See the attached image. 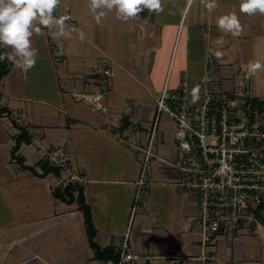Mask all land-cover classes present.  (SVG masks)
I'll return each mask as SVG.
<instances>
[{
    "label": "crops",
    "instance_id": "obj_1",
    "mask_svg": "<svg viewBox=\"0 0 264 264\" xmlns=\"http://www.w3.org/2000/svg\"><path fill=\"white\" fill-rule=\"evenodd\" d=\"M194 2L196 3V0H192L191 4L188 0H184L183 3L174 0L173 7L177 9L173 10L172 18L174 19L172 20L161 13L150 14L148 10L142 12L148 14L151 30L154 32L158 25L156 22L166 20L174 31H180L181 26L186 27L187 22H189L187 25L189 29H197L196 36L203 38V41L196 50L202 52L204 57V59H199V63L203 62L204 68L203 85L200 91L204 87L207 73H210L218 86L227 92L232 90L245 76L251 96L264 100V70L252 76L253 87L252 77H249L241 68V65L257 59L264 63V15L259 17L257 14L252 16L243 14L232 0H216L217 7L209 14L204 0H198L197 9L189 16ZM230 12H235L242 22V31L237 36L224 33L216 26L217 18ZM153 15L156 17L154 18ZM191 37L192 34H188L185 51L192 49ZM145 38V33H142L141 39ZM177 42L178 38L173 41L174 51ZM151 45L152 47L146 49L144 54L150 55L156 50L155 45L157 44ZM177 50H179V45ZM216 52L221 53L219 58L215 55ZM230 55L235 59L237 57L240 59L232 62ZM134 59L136 73L140 76L134 74V77L141 80L143 74L149 75V69H153L155 63L140 65V60L136 59L135 54ZM169 62L172 66L173 59L170 58ZM185 68H187L186 64L177 70L178 80H174L175 83H171L173 74H168L166 81L171 86L177 85ZM92 94L96 95L99 92L94 89ZM126 110L130 111L129 108ZM96 118L94 119L92 114L87 112L84 114L80 112L77 116H73L72 124L80 128L83 139H79L71 151L74 155L77 150V157L73 156V171H78L77 173L84 175L88 180L87 184L82 186H84L86 204L92 211L97 229L95 240L100 247H112L116 253H120L125 248L127 252L141 257L137 263L128 264H264L263 216H259L262 222L261 234L237 232L225 237L218 236L211 244L204 246L201 228L195 222L198 208L196 193L178 186L179 189H175L178 205L171 204V201L165 200L164 197L162 201L163 204L166 202L164 205L153 209L146 208L148 211L144 206L140 208L139 203L135 205L137 180L141 172L136 161H128V159L117 156L109 157V159L108 157H92V153L96 152L88 153L86 148H80V142L84 147L86 143L99 140L105 142L108 147L109 144L112 147L111 140H116L117 136L109 133L106 128L97 126L98 119ZM51 121L54 120L51 119ZM105 121L123 131L124 126H119L116 118L110 122L106 117ZM122 121L126 126L128 120L125 116ZM53 123L56 125L57 122ZM26 125L30 127V132L36 141L46 138V131L43 130L44 133L35 131L37 124L26 123ZM51 145L45 147L38 142L40 158L32 165L23 155L25 163L36 166L41 172L42 169L38 163L46 151L53 147V143ZM169 147L177 154L173 136ZM66 158L68 160V156ZM75 163L79 165L77 169H74ZM164 172L170 176L174 175L175 179L178 178V174L169 169H165ZM51 174L54 176L52 179L49 178ZM14 177L19 178L17 175ZM24 177H29L28 179L34 183L33 190L28 196L30 200L26 202L28 206L26 209L29 211H26L22 218L9 208L8 202L2 201L0 193V205L3 207V209L0 208V228L8 223L13 233V239L9 241L7 251L4 246L0 245V264H117L112 259L97 258L95 250L90 246L84 224V214L77 198L78 190L74 191L72 199L64 200L55 197L53 193L54 188L63 190L65 186L58 183L59 175L50 173L40 177L28 171L22 178ZM28 183L26 186H29ZM4 210L7 212L6 216ZM203 255H207V259L202 260Z\"/></svg>",
    "mask_w": 264,
    "mask_h": 264
},
{
    "label": "rangeland",
    "instance_id": "obj_2",
    "mask_svg": "<svg viewBox=\"0 0 264 264\" xmlns=\"http://www.w3.org/2000/svg\"><path fill=\"white\" fill-rule=\"evenodd\" d=\"M173 1L163 0L164 10L161 12L170 20L174 19L172 13L176 8L173 7ZM179 1L183 3L184 0ZM232 1L236 7H239L237 5L240 4V0ZM196 3L192 4V12L189 16L197 9ZM87 5L88 0H61V5L57 8L58 13H54L57 17L69 16L70 19L66 23L82 29L86 34L84 41L73 33L71 38H61L57 42L53 40L49 29L42 28L39 34L34 33L32 37L33 47L38 50L35 67L24 72L13 66L12 71L2 80L0 106L9 107L12 113L0 116V193L2 201L8 202L9 208L20 218L29 211L26 209L28 208L26 202L30 200L28 196L33 190L34 182L30 181L29 177L22 178L28 171H24L11 158V147L15 143L14 135L18 133L13 121L37 124L36 132L46 131V138L36 141L34 137L30 143L22 146L20 153L26 156L29 164L33 165L40 158L38 142L45 147L53 143V147H59L60 153L68 156L67 164L69 170L73 172V156L77 157V150L73 155L71 149L79 139H83L80 128L72 124L73 116H77L80 112L91 113L94 119L95 117L98 119L97 126L106 128L117 138L111 140L112 147L99 140L86 143L84 147L80 142V148H86L88 153L96 152L92 153V157L109 159L117 156L128 161H136L141 170L144 152L139 150V147L146 146L152 132L157 110L155 91L161 90L168 74H173L171 83H175L178 80L177 70L183 68L185 64L190 91L196 85L200 88L203 85L204 68L203 62L199 63V59L204 57L202 52L196 50L203 38L196 36L197 29H189L187 26L189 22L186 27L181 26L180 31H174L167 20L158 21L154 32L151 30L148 14L143 13L147 10L145 9L139 14V19L123 21L117 19L115 13L111 12L100 24H97ZM257 16L262 17L259 13ZM142 33L146 36L144 40L141 39ZM188 34H192L190 38L192 49L185 51ZM177 38L175 53L173 41ZM155 43L157 48L153 52L154 55L144 54V51ZM178 45L179 50H177ZM61 47L63 55L58 56ZM7 50L11 52V49L7 48ZM134 54L136 59L140 60V65L155 63L153 69H149V75L143 74L141 80L134 77V74L140 77L134 66ZM170 58L173 59L174 70L170 65ZM230 58L232 62L240 59V57L235 59L231 55ZM107 69L111 70V74L105 73ZM251 82L254 87L253 77ZM94 89L102 95L99 100L102 108H97L95 101H86L81 97L82 93L91 95ZM127 108L130 109L129 112ZM124 116L128 120L126 126L122 121ZM106 117L110 122L116 118L119 126H124L123 131L107 123ZM53 122H57L56 125ZM176 129L177 123L174 119L162 116L154 146L157 153L168 160L175 158L176 151L171 150L169 144L172 136L174 139L176 137ZM74 166V169H77L79 165L75 163ZM163 170V164L152 157L147 172L150 186L143 188L139 207L158 208L166 203H162L164 199L170 200L173 205H178L175 191L179 189L177 178ZM70 171L65 175L68 176ZM15 175L19 178H15ZM49 178L52 179L54 176L51 174ZM26 183L29 186H26ZM0 208L3 209L2 205ZM4 213L6 216L5 210ZM11 230L8 223L0 228V245L4 246L6 251L9 249V241L13 239Z\"/></svg>",
    "mask_w": 264,
    "mask_h": 264
},
{
    "label": "built area",
    "instance_id": "obj_3",
    "mask_svg": "<svg viewBox=\"0 0 264 264\" xmlns=\"http://www.w3.org/2000/svg\"><path fill=\"white\" fill-rule=\"evenodd\" d=\"M105 73L111 74V70L107 69ZM186 74L184 71L175 86L166 81L155 94L157 110L152 132L146 146L139 147L144 156L135 205L140 201L143 188L150 184L148 163L155 157L163 164L164 170L178 174V186L197 194L195 222L201 228L204 246L218 236L243 231L261 234L259 216L264 217V100L251 96L245 76L227 92L207 73L200 99L192 103ZM81 97L101 104L100 93H82ZM164 115L177 123L174 160L161 157L154 146ZM44 158L61 167L59 184H87L84 175L69 170V160L60 153L59 147L48 149ZM67 171H70L68 176L65 175ZM140 259L139 255L123 248L117 264L137 263ZM205 259L207 255H203L202 260Z\"/></svg>",
    "mask_w": 264,
    "mask_h": 264
},
{
    "label": "clouds",
    "instance_id": "obj_4",
    "mask_svg": "<svg viewBox=\"0 0 264 264\" xmlns=\"http://www.w3.org/2000/svg\"><path fill=\"white\" fill-rule=\"evenodd\" d=\"M188 2L191 4L192 0ZM204 4L209 14L217 7L216 0H204ZM60 5L61 0H0V46L11 49V52L0 55V60L6 58L24 72L34 68L38 50L33 47L32 37L34 33L39 34L42 28L49 29L53 40L57 42L61 38H71L73 33L84 41V31L66 23L69 16L54 15ZM87 7L97 24L111 12L115 13L117 19L128 21L139 19V14L145 9L156 14L164 10L163 0H88ZM239 10L249 16L257 13L264 15V0H240ZM216 26L218 30L233 36L242 31L240 19L235 12L219 16ZM215 55L219 58L221 53L216 52ZM241 68L252 77L264 70V63L257 59L241 65ZM190 94L191 102L196 103L200 99V86H194ZM84 99L87 101V98ZM96 107L100 108L101 105L97 104Z\"/></svg>",
    "mask_w": 264,
    "mask_h": 264
},
{
    "label": "trees",
    "instance_id": "obj_5",
    "mask_svg": "<svg viewBox=\"0 0 264 264\" xmlns=\"http://www.w3.org/2000/svg\"><path fill=\"white\" fill-rule=\"evenodd\" d=\"M55 13H58V11L56 10ZM7 53H9L7 48L0 46V55H5ZM13 66L14 65L6 58L4 60H0V98L2 96V91H1L2 80L12 71ZM11 113L12 110L9 107L0 106V116H3L4 114L11 115ZM13 124L18 129V133L14 135L15 143L11 147L12 160L14 162H17L24 170L30 171L33 175H37L40 177L47 176L50 173L59 175L61 172V167L52 165L50 161H48L44 157L38 163V166L42 169L41 172L37 170L36 166H31L25 163V157L21 155L19 151L23 143L31 142V140L33 139V135L30 132V127L28 125L19 123L17 121H13ZM75 190H78L77 198L80 202V208L84 214V224H85L86 233L89 239L90 246L96 252V257L103 260L112 259L117 263L120 259V253H116L115 249L112 247H105V248L100 247L95 240L97 229L93 221L92 211L85 201L84 186L79 185L78 183L75 184L70 183L66 185L65 188H63V190L61 188H54L53 193L55 197L66 200V198L72 199Z\"/></svg>",
    "mask_w": 264,
    "mask_h": 264
},
{
    "label": "water",
    "instance_id": "obj_6",
    "mask_svg": "<svg viewBox=\"0 0 264 264\" xmlns=\"http://www.w3.org/2000/svg\"><path fill=\"white\" fill-rule=\"evenodd\" d=\"M60 52H61V53H58V54L62 55V53H63V51H62V47L60 48Z\"/></svg>",
    "mask_w": 264,
    "mask_h": 264
}]
</instances>
